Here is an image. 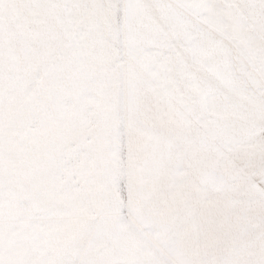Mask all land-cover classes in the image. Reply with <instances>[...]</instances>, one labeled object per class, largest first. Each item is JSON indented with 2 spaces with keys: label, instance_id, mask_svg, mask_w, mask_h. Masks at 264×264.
I'll return each instance as SVG.
<instances>
[{
  "label": "snow or ice",
  "instance_id": "obj_1",
  "mask_svg": "<svg viewBox=\"0 0 264 264\" xmlns=\"http://www.w3.org/2000/svg\"><path fill=\"white\" fill-rule=\"evenodd\" d=\"M0 264H264V0H0Z\"/></svg>",
  "mask_w": 264,
  "mask_h": 264
}]
</instances>
